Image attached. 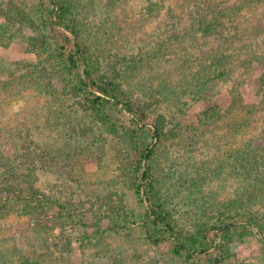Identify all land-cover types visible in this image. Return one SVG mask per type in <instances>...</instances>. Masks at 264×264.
<instances>
[{"label":"trees","instance_id":"16d2710c","mask_svg":"<svg viewBox=\"0 0 264 264\" xmlns=\"http://www.w3.org/2000/svg\"><path fill=\"white\" fill-rule=\"evenodd\" d=\"M42 1L48 5L50 27L58 32L63 28L70 36L55 41V48L42 35L41 40L30 37L28 44L37 63L25 66L23 74L0 81V102L39 85L43 90L38 92L56 103L42 107L34 123L30 113L24 134L21 130L10 133L0 125V219L18 207L23 213L35 215L54 208L62 218L79 226L84 224L74 203H59L35 187L33 150L49 134L42 133L35 143L33 131L39 138V125L47 131L59 118L60 132L56 131L55 136L66 135L69 128L79 137V147L70 149L80 151L74 164L104 165L102 173L113 166L142 206L139 221L143 240L149 245L169 243L174 255L184 262L212 248L215 260L210 263L223 264L231 257L226 242L232 234L241 237L254 229L264 240V224L259 218L264 214V0H147V12L140 17L142 20L147 16L145 23L120 27L125 14L119 20H109L105 27L94 23V32L86 40L71 10L76 0ZM94 1L91 4L95 6L105 2ZM113 1H109L112 8L116 4ZM25 6L26 0H6L0 7V46L7 43L11 32L38 30ZM257 8L260 12L253 13L252 9ZM248 11L254 14L250 22L243 18ZM187 13L194 15L190 27L154 39L151 50L141 48L134 56H119L115 50L137 31L143 40V24L157 22L160 27L167 20H181ZM52 49L63 81L49 89L52 85L38 84V78L50 76L46 66L50 65L47 54ZM256 69L261 71L258 101L246 103V78ZM236 71L240 73L235 75ZM196 99L205 104L196 115L201 129L194 127L187 135L192 148L190 158L195 159L193 167L206 169L208 162L201 152L210 145L212 149L221 145L237 150L231 154L238 153L247 175L241 211L231 207L218 223L177 216L169 207L160 176L163 167L172 161L176 139L180 138L176 116L187 100ZM93 130L105 136H96L95 143L89 145L85 138ZM94 197L105 207L99 208L91 232L84 231L80 237V252L91 245H106L108 238L136 222L123 198L108 204L106 197ZM104 219L107 228L102 227ZM36 233L28 247L41 243L42 235ZM217 236L225 244H216ZM123 252L117 250L121 257ZM115 257L113 264L124 263L117 254Z\"/></svg>","mask_w":264,"mask_h":264},{"label":"rangeland","instance_id":"374dc122","mask_svg":"<svg viewBox=\"0 0 264 264\" xmlns=\"http://www.w3.org/2000/svg\"><path fill=\"white\" fill-rule=\"evenodd\" d=\"M109 1L105 0L100 6L91 4L92 0L73 2L71 10L75 24L85 40L94 32L92 28L94 23L105 27L110 23L109 20H119L125 14L127 17L124 18V23L119 25L120 27L124 25L133 27L141 22L145 23L147 16L146 19L142 17V20L140 17L143 16V11L147 12V0H114L113 3L116 4L113 8L109 6ZM5 2L6 0H0V7H3ZM47 6V2L42 0H26L25 12L38 25V30L22 29L11 32L7 43L0 46V81H6L11 75L23 74L25 66L28 68L30 64L37 63L36 54L28 44L30 37L41 40L40 35H42L45 41L55 48V41H60L64 35L70 36L63 28L58 32L50 27ZM252 10L255 14L260 12L259 8ZM253 15L248 11L243 13V18L250 22ZM193 16V13L190 15L187 13L181 20H167L168 23L160 27L157 22L152 25L143 24L141 26L143 40L139 39L137 31L132 35L133 37L127 39L129 42L123 43L115 50L119 56H134L141 48L143 51L151 50L154 39L163 37L167 32L190 27ZM53 51V49L48 50L47 54L51 59L50 65L46 66L50 76L38 78V84L52 85L49 89L57 88L63 81V72L54 61ZM260 72L256 69L246 78L243 92L246 103L258 101L256 94L261 85ZM239 73L240 71H236L235 75ZM37 77L34 75V78ZM41 90L43 89L39 85H35L33 90L29 89L20 96H12L0 102V125L5 131L12 133L21 130L24 134L26 125L30 123L28 118L30 113H33L34 123L42 107L44 109L48 105H56L50 97L47 98L48 96L38 92ZM204 104L198 99L187 100L183 105L184 110L176 116V131L179 132L180 138L176 139L172 161L163 167V174L160 176L165 185L164 193L170 201L169 207L177 216L197 219L204 223H218L228 214L231 207L234 206V209L241 211L240 199L248 183L243 161L239 159L238 153L231 154L237 152L234 148L232 150L218 145L219 149H212L210 145L201 152L208 162V166L204 167L206 169L198 170L193 167L195 159L190 158L192 148L187 135L192 133L194 127L201 129L196 122V115ZM47 116L50 118L49 115ZM58 119L53 123V127L48 129L50 132L45 131L46 127L38 124L39 138L33 131V141H38L42 133L49 134V137L45 140L41 139L38 148L33 150L35 187L59 203H74L78 210L77 214L84 224L79 226L62 218L59 210L54 208L41 211L37 215L23 213L21 207L15 208L14 212L0 219V259L3 260H0V264H113L116 254L120 261L124 262L123 264H211L215 260L212 248L207 253L196 256L191 262H184L182 257L179 259L174 255L169 243L151 246L145 242L139 221L142 206L124 186L113 166L107 170L108 172L102 173L104 165L99 167L95 163H84L77 167V164H74L77 161H74V158L78 157L80 151L78 149L70 151V149L72 146H77L76 139L79 137L69 128L66 129V135L60 138L55 136L56 131L60 129ZM96 136L104 138L105 134L99 130L89 131L85 138L86 142L92 145L96 141ZM107 136L110 140V136ZM249 179L250 182H254ZM96 195L101 198L106 197L108 204L116 203L118 197L123 198L126 206L135 215L136 222L133 226L119 230L108 238L106 245L105 243L91 245L80 252L78 248L80 237L84 231L91 232V227L98 218L99 208L105 207L101 205L104 202L96 200L94 197ZM109 195L111 198H108ZM259 218L264 224V214ZM108 226L107 220L104 219L102 227ZM35 233L42 235V241L36 246L28 247V241L31 237H35ZM263 241L254 229H251V234L241 237L232 234L231 240L226 242L231 257L224 260L223 264H264ZM215 243L225 244L219 236L216 237ZM116 249L124 251L122 257Z\"/></svg>","mask_w":264,"mask_h":264}]
</instances>
